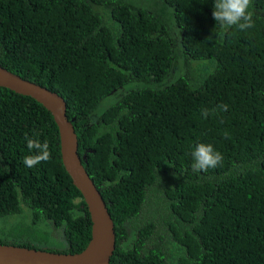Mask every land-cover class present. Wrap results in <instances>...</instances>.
<instances>
[{
	"label": "trees",
	"instance_id": "16d2710c",
	"mask_svg": "<svg viewBox=\"0 0 264 264\" xmlns=\"http://www.w3.org/2000/svg\"><path fill=\"white\" fill-rule=\"evenodd\" d=\"M213 4L0 0V66L66 102L114 223L111 264H264V0L246 31ZM26 134L50 160L25 167ZM198 143L222 163L194 172ZM90 237L52 115L0 87V244L75 254Z\"/></svg>",
	"mask_w": 264,
	"mask_h": 264
},
{
	"label": "water",
	"instance_id": "95a60500",
	"mask_svg": "<svg viewBox=\"0 0 264 264\" xmlns=\"http://www.w3.org/2000/svg\"><path fill=\"white\" fill-rule=\"evenodd\" d=\"M0 87L26 96L42 105L58 128L61 162L72 184L82 195L91 220V237L79 253H54L0 244V264H111L115 248L114 223L105 201L87 173L78 154V140L66 115V102L57 93L11 73L0 66Z\"/></svg>",
	"mask_w": 264,
	"mask_h": 264
},
{
	"label": "clouds",
	"instance_id": "9594fccd",
	"mask_svg": "<svg viewBox=\"0 0 264 264\" xmlns=\"http://www.w3.org/2000/svg\"><path fill=\"white\" fill-rule=\"evenodd\" d=\"M252 0H214L213 18L217 24L231 28L238 27L241 31L255 27L253 13L249 10ZM222 111L228 110V105L221 103L217 106ZM202 116L207 119L209 109L201 108ZM213 112L216 109L212 110ZM225 138H229V133H223ZM27 148L30 154L24 156L23 164L25 167L32 168L41 162L51 159L49 143L45 140L41 142L38 138L25 135ZM192 170L194 172H207L210 168H216L223 161V155L216 150L213 145L206 143L196 144L192 151Z\"/></svg>",
	"mask_w": 264,
	"mask_h": 264
}]
</instances>
